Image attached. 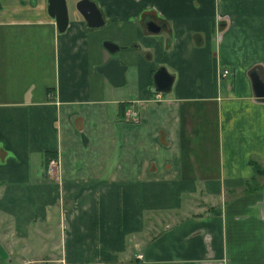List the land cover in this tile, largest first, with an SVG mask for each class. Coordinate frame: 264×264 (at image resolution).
Returning a JSON list of instances; mask_svg holds the SVG:
<instances>
[{
	"label": "crops",
	"instance_id": "0c3cea01",
	"mask_svg": "<svg viewBox=\"0 0 264 264\" xmlns=\"http://www.w3.org/2000/svg\"><path fill=\"white\" fill-rule=\"evenodd\" d=\"M94 2L0 0V264H264V0Z\"/></svg>",
	"mask_w": 264,
	"mask_h": 264
},
{
	"label": "water",
	"instance_id": "95a60500",
	"mask_svg": "<svg viewBox=\"0 0 264 264\" xmlns=\"http://www.w3.org/2000/svg\"><path fill=\"white\" fill-rule=\"evenodd\" d=\"M75 9L84 19L87 27L95 29L103 26L102 15L94 0H79L75 4ZM47 13L54 19L58 32L63 33L69 23L67 0H48ZM146 28L152 33H158L160 31V28L153 23H147ZM103 48L111 57L103 65L96 68L97 73L105 77L113 87L124 86L126 67L121 65L116 57L112 56L119 48L109 42H104ZM250 78L255 98L259 102H264V83L256 71L250 73ZM152 79L155 90L161 92L169 91L173 82V78L164 68H159L153 74Z\"/></svg>",
	"mask_w": 264,
	"mask_h": 264
},
{
	"label": "built area",
	"instance_id": "2783aa9c",
	"mask_svg": "<svg viewBox=\"0 0 264 264\" xmlns=\"http://www.w3.org/2000/svg\"><path fill=\"white\" fill-rule=\"evenodd\" d=\"M228 74H229V72L227 70H225L222 73V77H227ZM131 119L133 121H137L135 113L131 114ZM59 166H60V162H59V159L57 157L50 159L48 162L47 173L48 174H54L57 171V169H59Z\"/></svg>",
	"mask_w": 264,
	"mask_h": 264
},
{
	"label": "trees",
	"instance_id": "16d2710c",
	"mask_svg": "<svg viewBox=\"0 0 264 264\" xmlns=\"http://www.w3.org/2000/svg\"><path fill=\"white\" fill-rule=\"evenodd\" d=\"M53 157H55V156L46 155L45 159L49 160V159H51ZM251 165L254 168L255 175L258 176L259 178H262L264 180V165H258L255 162L254 163L252 162Z\"/></svg>",
	"mask_w": 264,
	"mask_h": 264
},
{
	"label": "rangeland",
	"instance_id": "374dc122",
	"mask_svg": "<svg viewBox=\"0 0 264 264\" xmlns=\"http://www.w3.org/2000/svg\"><path fill=\"white\" fill-rule=\"evenodd\" d=\"M72 3V1L70 2V0H67V6H68V13H69V15H72V13H74V11H75V6L74 5H72L71 4ZM151 79H152V76H151ZM47 258H49L50 259V257H47ZM46 258H34V260L36 261H40V260H45ZM39 262H37V264H38Z\"/></svg>",
	"mask_w": 264,
	"mask_h": 264
},
{
	"label": "flooded vegetation",
	"instance_id": "af4514ba",
	"mask_svg": "<svg viewBox=\"0 0 264 264\" xmlns=\"http://www.w3.org/2000/svg\"><path fill=\"white\" fill-rule=\"evenodd\" d=\"M71 1V0H70ZM74 2V6L75 4L79 1V0H72Z\"/></svg>",
	"mask_w": 264,
	"mask_h": 264
}]
</instances>
